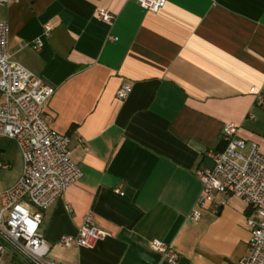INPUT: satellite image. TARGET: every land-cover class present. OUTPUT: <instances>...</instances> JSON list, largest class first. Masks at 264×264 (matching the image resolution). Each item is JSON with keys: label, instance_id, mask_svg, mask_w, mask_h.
<instances>
[{"label": "crops", "instance_id": "obj_1", "mask_svg": "<svg viewBox=\"0 0 264 264\" xmlns=\"http://www.w3.org/2000/svg\"><path fill=\"white\" fill-rule=\"evenodd\" d=\"M96 7L115 19L100 21ZM0 21L10 58L53 87L43 113L69 136L81 172L41 211L48 258L171 264L150 247L157 239L178 254L175 264H237L249 239L245 203L218 193L199 220L188 215L201 189L196 168L222 148L225 124L264 154V0H166L156 12L136 0H8ZM123 83L131 91L118 99ZM250 87L262 92L260 105ZM12 141L0 135V191L22 173ZM88 211L105 238L92 249L59 245Z\"/></svg>", "mask_w": 264, "mask_h": 264}, {"label": "built area", "instance_id": "obj_2", "mask_svg": "<svg viewBox=\"0 0 264 264\" xmlns=\"http://www.w3.org/2000/svg\"><path fill=\"white\" fill-rule=\"evenodd\" d=\"M8 0H0V5ZM137 4L152 12L158 11L166 0H136ZM100 21L111 23L115 15L105 7H96ZM44 25L43 35L50 31ZM108 39L115 37L108 35ZM8 24L0 21V135L13 140L23 157V168L19 179L10 188L0 191V264L16 254L31 264H59L48 258L49 245L40 232L41 211L62 196L64 191L81 176L69 150V136L50 127V117L43 109L53 93V87L43 79L12 60L8 53ZM42 40L35 39L32 48L42 47ZM131 91L128 84L116 90L118 99H125ZM255 94V103L263 101L261 91L250 87ZM240 128L225 124L222 128V148L206 152L210 166L196 168L201 181L198 197L188 215L199 220L200 209L212 202L215 194L225 193L240 198L248 208L245 224L249 232L246 253L237 264H264V154L255 143L246 146L239 136ZM247 148V150H246ZM7 167L0 163V168ZM113 192L122 195L119 187ZM225 202L220 200V205ZM216 213L217 209H212ZM106 233L100 229L91 211L84 214L75 235H60L62 247H84L92 249L104 239ZM152 249L162 253L171 264L178 254L167 250V246L153 239Z\"/></svg>", "mask_w": 264, "mask_h": 264}, {"label": "trees", "instance_id": "obj_3", "mask_svg": "<svg viewBox=\"0 0 264 264\" xmlns=\"http://www.w3.org/2000/svg\"><path fill=\"white\" fill-rule=\"evenodd\" d=\"M6 264H23V262H19L18 256L16 254L8 257Z\"/></svg>", "mask_w": 264, "mask_h": 264}, {"label": "rangeland", "instance_id": "obj_4", "mask_svg": "<svg viewBox=\"0 0 264 264\" xmlns=\"http://www.w3.org/2000/svg\"><path fill=\"white\" fill-rule=\"evenodd\" d=\"M12 142H14V141H12ZM18 259H19V262H23V260H24V259H22V257H18Z\"/></svg>", "mask_w": 264, "mask_h": 264}]
</instances>
